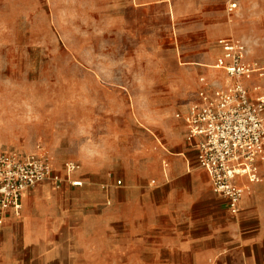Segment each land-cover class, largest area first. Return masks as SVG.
Listing matches in <instances>:
<instances>
[{"label": "rangeland", "instance_id": "obj_1", "mask_svg": "<svg viewBox=\"0 0 264 264\" xmlns=\"http://www.w3.org/2000/svg\"><path fill=\"white\" fill-rule=\"evenodd\" d=\"M232 1L229 15V0H0V151L45 152L57 172L77 161L78 191L110 182L98 207L123 211L129 225L153 223L158 207L176 209L182 223L191 211L222 219L212 210L224 199L176 113L196 98L200 68L225 75L211 68L219 39L241 38L248 57L264 62V0ZM185 75L190 82L178 83ZM183 174L198 182L159 189ZM62 198L78 213L98 211L83 197Z\"/></svg>", "mask_w": 264, "mask_h": 264}, {"label": "crops", "instance_id": "obj_2", "mask_svg": "<svg viewBox=\"0 0 264 264\" xmlns=\"http://www.w3.org/2000/svg\"><path fill=\"white\" fill-rule=\"evenodd\" d=\"M214 65L213 71H221ZM199 70V77L205 76L215 84L227 81L225 75L208 76L204 68ZM189 77L185 75L177 82L188 83ZM185 143L194 150L186 139ZM184 148L176 147L180 151ZM180 180L198 182L194 175H176L159 189ZM262 181L249 185L241 200V211L232 220L226 204L212 210L220 213L222 219L208 214L193 219L191 211L184 223L177 218L176 209L158 207L153 223L132 225L125 223L123 211L98 207L104 188L106 193L114 190L110 182H94L100 186L95 193L80 192L78 186L69 182L60 189L44 182L23 194L19 213L8 211L0 232V264H144L147 255L152 256V264H264ZM208 182L211 187L209 178ZM63 195L83 197L81 205H96L98 211L84 214L66 208Z\"/></svg>", "mask_w": 264, "mask_h": 264}, {"label": "built area", "instance_id": "obj_3", "mask_svg": "<svg viewBox=\"0 0 264 264\" xmlns=\"http://www.w3.org/2000/svg\"><path fill=\"white\" fill-rule=\"evenodd\" d=\"M237 6L229 0V15ZM219 44L221 54L214 66L225 74L226 83L199 77L195 100L176 117L184 122L185 139L195 150L197 166L207 173L213 192L237 216L249 185L263 179L264 82H254L264 81V62L248 57L241 38L224 37ZM79 169L77 161L68 160L64 171L57 172L45 152L0 151V232L8 211L20 212L28 189L44 182H51L55 189L65 182L82 186L83 181L73 177ZM113 184L123 185L120 179Z\"/></svg>", "mask_w": 264, "mask_h": 264}]
</instances>
